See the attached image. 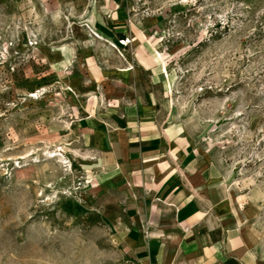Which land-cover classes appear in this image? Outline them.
<instances>
[{"label": "rangeland", "instance_id": "rangeland-1", "mask_svg": "<svg viewBox=\"0 0 264 264\" xmlns=\"http://www.w3.org/2000/svg\"><path fill=\"white\" fill-rule=\"evenodd\" d=\"M130 3L160 19L176 118L258 207L264 236V0ZM70 5L0 0V264H134L72 141Z\"/></svg>", "mask_w": 264, "mask_h": 264}, {"label": "crops", "instance_id": "crops-1", "mask_svg": "<svg viewBox=\"0 0 264 264\" xmlns=\"http://www.w3.org/2000/svg\"><path fill=\"white\" fill-rule=\"evenodd\" d=\"M70 6L80 43L65 79L72 141L112 196L105 210L131 261L264 264L258 207L176 118L158 16L137 13L130 0Z\"/></svg>", "mask_w": 264, "mask_h": 264}, {"label": "built area", "instance_id": "built-area-1", "mask_svg": "<svg viewBox=\"0 0 264 264\" xmlns=\"http://www.w3.org/2000/svg\"><path fill=\"white\" fill-rule=\"evenodd\" d=\"M118 42L123 45V46H126L127 43H128V39H119Z\"/></svg>", "mask_w": 264, "mask_h": 264}]
</instances>
